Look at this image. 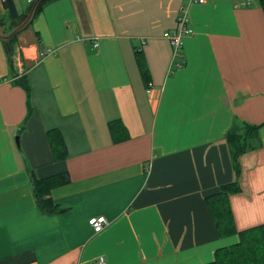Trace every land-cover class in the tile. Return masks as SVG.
<instances>
[{
	"label": "crops",
	"instance_id": "0c3cea01",
	"mask_svg": "<svg viewBox=\"0 0 264 264\" xmlns=\"http://www.w3.org/2000/svg\"><path fill=\"white\" fill-rule=\"evenodd\" d=\"M34 1L12 0L14 20L0 0L6 34ZM238 1L193 4L182 57L166 36L189 0H46L25 33L0 40V264L212 263L239 242L219 235L206 203L236 180L235 121L261 126L230 197L235 227L264 226V10ZM29 170L69 175L51 192L61 214L39 212ZM98 216L109 221L101 233Z\"/></svg>",
	"mask_w": 264,
	"mask_h": 264
},
{
	"label": "trees",
	"instance_id": "16d2710c",
	"mask_svg": "<svg viewBox=\"0 0 264 264\" xmlns=\"http://www.w3.org/2000/svg\"><path fill=\"white\" fill-rule=\"evenodd\" d=\"M258 2L264 10V0H258ZM5 7L11 19H19L12 0H7ZM42 9L43 4L39 6L37 14H39ZM16 37L12 40H15ZM138 52L137 56L139 57L141 72L145 78L147 76V70L142 60V53L140 51ZM19 84L26 90L30 99L31 87L28 81L22 80ZM31 114L32 108H30L27 120L31 117ZM118 127H122L120 122L110 123V130L115 142L119 141ZM260 127L261 126H251L246 123L235 121L231 130L226 134V141L232 150L236 180L232 183L222 185L216 193L206 198V203L216 224L219 235L222 238L238 235L239 242L233 246L217 250L215 253V260L210 264H264V226L238 232L235 227L230 205V197L241 193L243 190L239 183L243 171L240 159L247 151L254 150L260 146V144L256 145L255 143ZM48 140L54 160L56 162L66 160L68 157V149L62 133L59 130L49 131ZM29 177L39 212L44 216H56L61 214L63 209L51 198V192L58 187L69 184V175L59 174L39 179L34 175L32 170H29Z\"/></svg>",
	"mask_w": 264,
	"mask_h": 264
},
{
	"label": "built area",
	"instance_id": "2783aa9c",
	"mask_svg": "<svg viewBox=\"0 0 264 264\" xmlns=\"http://www.w3.org/2000/svg\"><path fill=\"white\" fill-rule=\"evenodd\" d=\"M3 4H6L7 0H1ZM209 0H189V3L182 7L179 10L177 20H176V26L175 28L170 31L166 38L169 41L172 49H173V55L175 57H182L181 49H182V41L183 38L190 35L191 33V16H190V7L193 4H206ZM256 0H239L235 7H251ZM145 42H143V45ZM99 46L98 42L94 43V47L97 48ZM138 51H141L139 49ZM177 67H180V65H177ZM90 225L93 228L95 233H101L108 225L109 221L105 216H98L94 217L90 220ZM97 264H108L106 259L104 257H100L97 261Z\"/></svg>",
	"mask_w": 264,
	"mask_h": 264
},
{
	"label": "water",
	"instance_id": "95a60500",
	"mask_svg": "<svg viewBox=\"0 0 264 264\" xmlns=\"http://www.w3.org/2000/svg\"><path fill=\"white\" fill-rule=\"evenodd\" d=\"M44 1L46 0H35L24 20L21 23H19L9 34H6L3 28L0 26V40L5 42L10 41L14 37L22 33L24 30H26L29 27V25L32 23L39 6Z\"/></svg>",
	"mask_w": 264,
	"mask_h": 264
},
{
	"label": "rangeland",
	"instance_id": "374dc122",
	"mask_svg": "<svg viewBox=\"0 0 264 264\" xmlns=\"http://www.w3.org/2000/svg\"><path fill=\"white\" fill-rule=\"evenodd\" d=\"M22 1H18V9L20 11V14H23L27 8H28V5L26 3H21ZM254 3H257L256 1H254ZM33 5V4H32ZM26 31H24L23 33H25Z\"/></svg>",
	"mask_w": 264,
	"mask_h": 264
}]
</instances>
